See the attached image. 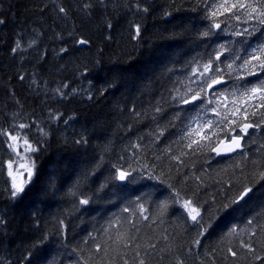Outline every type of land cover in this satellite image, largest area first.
<instances>
[{
	"label": "trees",
	"instance_id": "16d2710c",
	"mask_svg": "<svg viewBox=\"0 0 264 264\" xmlns=\"http://www.w3.org/2000/svg\"><path fill=\"white\" fill-rule=\"evenodd\" d=\"M221 2L0 0V264H264V108L241 97L264 80L253 59L264 24L245 9L212 17ZM209 77L227 84L207 94ZM224 114L259 127L242 152L218 159V139L241 135ZM201 125L216 135L188 147ZM7 133L40 148L16 198ZM119 170L131 172L124 184Z\"/></svg>",
	"mask_w": 264,
	"mask_h": 264
},
{
	"label": "snow or ice",
	"instance_id": "6c2138e0",
	"mask_svg": "<svg viewBox=\"0 0 264 264\" xmlns=\"http://www.w3.org/2000/svg\"><path fill=\"white\" fill-rule=\"evenodd\" d=\"M87 7V6H86ZM214 10L211 12V16L212 17H216L217 13L223 15L224 13L228 12L230 13L233 9H245L247 11V16L250 19H257L261 24H264V0H260V3L257 5L255 3H249L248 0H234V2H232V0H222L221 3L216 4L213 6ZM259 9V10H258ZM61 12H64L65 10L63 8L60 9ZM143 11H147V9H143ZM253 13H255V16H253ZM237 20L240 19L239 16L235 17ZM0 23H3L2 20H0ZM220 24L219 23H214L213 27L215 28H220ZM141 29L139 26L136 27L135 29V33L137 36L140 35ZM205 35H207V33H205ZM79 43L81 44H85L87 43V41L81 40L79 41ZM17 48H19V44H17ZM258 52L260 53V55H255L253 56V59L256 60H260V67L262 69H264V60L260 59L261 55H264V48H260L258 49ZM216 59H219V56L216 57ZM245 63H250V61H246ZM229 68H231V64L228 65ZM212 71V67H211V63L206 64L203 66V71L200 72L201 76H204L205 73H209ZM250 74H254V73H250ZM210 82H208L206 84L207 88H211L214 85H219L221 83H223L222 78H216V77H209L208 78ZM65 87H67V85H65ZM189 91H191V89H189ZM200 91H204V88H201ZM61 95H63V93H61ZM259 96V99L261 101L259 107L260 108H264V80H262L259 84H255L250 88H246V90L244 92L241 93V97L242 98H247V97H256ZM200 98V93L196 92L195 94H193L191 96L190 99H185L182 102L185 104L191 103L197 99ZM224 99L226 100L227 97H224ZM244 102L247 103V100L244 99ZM209 103H211V101H209ZM232 103L235 105V100L232 101ZM226 107V105H225ZM253 107H256L255 105H253ZM215 111V109H214ZM231 116H236L237 114L241 115V119L242 121H246L248 119V112L247 109H245L242 113L239 107H233L232 109L229 110ZM217 115H221L219 112H217ZM252 116L256 115V112H253L251 114ZM261 119L264 120V113H261ZM58 118V117H57ZM229 121V115L228 114H224L222 116V121ZM230 124L232 125H237V127L239 128V131L247 134V130L249 128H254V127H259V124H254V123H237L236 120L232 119L229 121ZM20 128H25L28 127V125L25 124H21L19 125ZM207 127L209 129L212 128V124L211 122H208ZM234 130L233 129H229V132L226 133L224 139L220 140L218 139V142L215 143V147H212L211 150L216 152L217 155L221 154V151H224L226 153H231V152H235L238 149H242V144L241 141L244 139L243 135H235L233 134ZM205 133V129L204 126H198L197 129H194L192 132H189V136H192L193 134L197 135L200 137L199 140H192L189 144L188 147H192L193 144H196L197 147H201L200 141L201 140H209L211 141V137L216 135V132L213 131L211 133V135H207L204 134ZM7 135L9 136V138L11 139L12 143L9 144V148H12L14 151L17 152V155H19V151L17 148V142L19 140V137L16 135H12L11 133H7ZM77 143H87L86 140H82L81 141H77ZM24 144L27 146L26 147V151L27 152H39L40 148L37 146H33L32 144H30L28 142L27 139L24 140ZM12 167H13V161L9 160L8 162V170H9V175L13 176V180H12V191H11V196L13 198L16 197H20L22 196V194L25 192L26 187L32 182L33 177L36 175V163L35 160H30L29 163H21L19 164V168L23 169V172H19V180L17 179V177L15 175H13L12 172ZM25 173H26V177H25ZM261 177L264 178V172H262ZM131 176V172L128 171H123V170H119L117 175L115 176V179H118L120 181H125L128 179V177ZM252 192V188L248 187V188H244L240 193H238V196L236 199H234L232 201L233 204H237L240 201H243L245 199V197H247L249 195V193ZM80 203L82 204H88L89 200L84 199L81 200ZM184 208H186L188 210V213L191 216V219L194 223H196L198 226L203 227L204 231L206 232L208 230V228L211 227L210 224H202V220H203V216L201 215V211L198 207H196L192 201L188 200L184 202L183 205ZM224 207H228V205H225ZM199 217V219H198ZM249 223H251V221H249ZM233 231H235V229H233ZM196 243H199V241H196ZM245 247H248L250 251H254V249L251 248V245H244ZM229 251L231 252V254L233 256H236L237 253L232 251L231 249H229ZM257 259H260L262 261H264V257H257ZM139 264H145V262L143 260L139 261Z\"/></svg>",
	"mask_w": 264,
	"mask_h": 264
},
{
	"label": "rangeland",
	"instance_id": "374dc122",
	"mask_svg": "<svg viewBox=\"0 0 264 264\" xmlns=\"http://www.w3.org/2000/svg\"><path fill=\"white\" fill-rule=\"evenodd\" d=\"M19 137V140L17 142V148H18V151H19V155H17V152L14 151L12 148V151L14 153V161H13V167H12V172H13V175H15L17 177V179L19 180V175L18 173L19 172H23V169H20L19 168V164L21 163H29L30 162V156L33 152H27L26 151V145L24 144V138L19 136V135H16ZM9 142L10 144L12 143L11 139L9 138ZM25 177H26V173H25ZM11 180H13V176H11ZM184 205V204H183ZM184 208V207H183ZM184 210L188 213V210L186 208H184ZM189 214V213H188ZM190 216V214H189ZM191 217V216H190ZM199 219V217H198Z\"/></svg>",
	"mask_w": 264,
	"mask_h": 264
},
{
	"label": "water",
	"instance_id": "95a60500",
	"mask_svg": "<svg viewBox=\"0 0 264 264\" xmlns=\"http://www.w3.org/2000/svg\"><path fill=\"white\" fill-rule=\"evenodd\" d=\"M81 47L83 46V44H81L80 45ZM224 85H226V82L225 81H223V83H221V84H219V85H214L213 87H211V88H208L207 89V91H208V93H210V92H212L213 90H215V89H217V88H220V87H222V86H224ZM251 130V128H249L248 130H247V133L249 132ZM246 135V134H245ZM241 144H242V149H238L237 151H235V152H231V153H226V152H224V151H221V154H219V155H217V153L216 152H212L213 153V155H215L217 158H219V159H221V158H230V157H233V156H235L236 154H238V153H240V152H242L243 151V144H244V139L241 141ZM121 183H124L125 181H120ZM246 198V197H245ZM241 202V201H240Z\"/></svg>",
	"mask_w": 264,
	"mask_h": 264
}]
</instances>
